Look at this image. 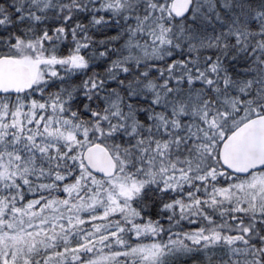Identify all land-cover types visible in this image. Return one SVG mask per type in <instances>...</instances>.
<instances>
[{
  "label": "snow or ice",
  "instance_id": "snow-or-ice-1",
  "mask_svg": "<svg viewBox=\"0 0 264 264\" xmlns=\"http://www.w3.org/2000/svg\"><path fill=\"white\" fill-rule=\"evenodd\" d=\"M0 264H264V0H0Z\"/></svg>",
  "mask_w": 264,
  "mask_h": 264
}]
</instances>
